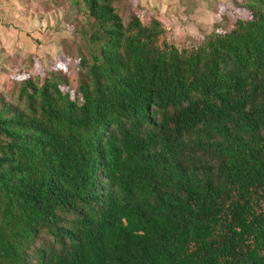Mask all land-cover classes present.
Segmentation results:
<instances>
[{"label": "trees", "instance_id": "1", "mask_svg": "<svg viewBox=\"0 0 264 264\" xmlns=\"http://www.w3.org/2000/svg\"><path fill=\"white\" fill-rule=\"evenodd\" d=\"M71 2L76 97L47 71L0 100V264H264V0L190 48Z\"/></svg>", "mask_w": 264, "mask_h": 264}, {"label": "rangeland", "instance_id": "2", "mask_svg": "<svg viewBox=\"0 0 264 264\" xmlns=\"http://www.w3.org/2000/svg\"><path fill=\"white\" fill-rule=\"evenodd\" d=\"M71 0H0V100L12 101L19 83L53 71L65 80L60 89L71 99L80 80L77 50L85 54L78 35L68 31L76 26L82 12ZM242 0H137L138 5L165 27L164 38L182 40L186 48L199 44L217 21L218 5L225 15L236 12ZM116 9L125 22L129 13L125 3ZM141 20L144 12L140 13ZM234 16V15H233Z\"/></svg>", "mask_w": 264, "mask_h": 264}]
</instances>
